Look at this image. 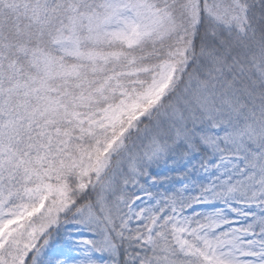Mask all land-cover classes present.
<instances>
[{
	"label": "snow or ice",
	"instance_id": "1",
	"mask_svg": "<svg viewBox=\"0 0 264 264\" xmlns=\"http://www.w3.org/2000/svg\"><path fill=\"white\" fill-rule=\"evenodd\" d=\"M0 264H264V0H0Z\"/></svg>",
	"mask_w": 264,
	"mask_h": 264
}]
</instances>
